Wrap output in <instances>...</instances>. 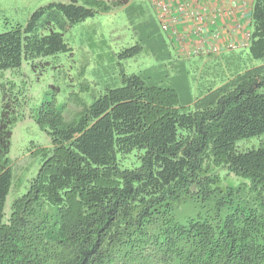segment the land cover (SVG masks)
Masks as SVG:
<instances>
[{
  "label": "trees",
  "instance_id": "obj_1",
  "mask_svg": "<svg viewBox=\"0 0 264 264\" xmlns=\"http://www.w3.org/2000/svg\"><path fill=\"white\" fill-rule=\"evenodd\" d=\"M130 1L38 7L0 32V73L71 52L69 28ZM250 21L240 52L204 63L196 101L138 74L67 109L50 94L34 114L50 145H34L18 179L19 101L0 77V264H264V142H249L264 135V0L252 1ZM223 169L245 181L223 183ZM188 202L206 210L180 221Z\"/></svg>",
  "mask_w": 264,
  "mask_h": 264
},
{
  "label": "rangeland",
  "instance_id": "obj_2",
  "mask_svg": "<svg viewBox=\"0 0 264 264\" xmlns=\"http://www.w3.org/2000/svg\"><path fill=\"white\" fill-rule=\"evenodd\" d=\"M58 1L62 0H0V32L8 31L16 24H26L38 7ZM64 37L73 48L71 52L44 58L43 61H48L45 66L38 61L36 64L24 61L20 69L0 73L2 79L15 83L14 91L19 101V118L14 127L10 152L15 160L13 169L17 179L32 163L34 145H50L49 136L38 126L34 114L52 93H56L57 105L67 104V109L79 98L90 103L108 88L122 86L124 74H138L148 84L176 89L182 102L196 101L208 83L204 78L208 71L204 69V63L212 59L222 60L223 55H207L202 60L198 57L184 58L172 45L149 0H131L113 12H100L69 28ZM183 64L186 65L184 71ZM224 66L214 65L211 70L219 74ZM249 142L258 145L264 142V135ZM227 172L223 169V183L245 181ZM247 183L241 186L244 194L240 195L239 201L249 193L250 185ZM205 210L206 207L200 204L194 206L188 202L178 209V217L185 221L188 216ZM222 213L226 214V211Z\"/></svg>",
  "mask_w": 264,
  "mask_h": 264
},
{
  "label": "built area",
  "instance_id": "obj_3",
  "mask_svg": "<svg viewBox=\"0 0 264 264\" xmlns=\"http://www.w3.org/2000/svg\"><path fill=\"white\" fill-rule=\"evenodd\" d=\"M230 8L226 10L228 17H234L241 6L248 11L252 9V1L227 0ZM156 16L169 34L174 47L184 57L220 54L225 50H234L249 43L252 35L251 26L245 22L234 20L231 26L222 25L223 15L215 8V0H150ZM213 27L212 34L208 28ZM235 33H239L236 38ZM226 34L229 38L226 39ZM244 40H238L239 36Z\"/></svg>",
  "mask_w": 264,
  "mask_h": 264
},
{
  "label": "crops",
  "instance_id": "obj_4",
  "mask_svg": "<svg viewBox=\"0 0 264 264\" xmlns=\"http://www.w3.org/2000/svg\"><path fill=\"white\" fill-rule=\"evenodd\" d=\"M242 3L243 1H253V0H241ZM215 8L217 9L218 12H221L223 15L222 18V25L226 24V27L231 26L234 23V20H241L242 22L248 21V26H251V21H250V12L248 13L247 10H245L242 6L240 8L237 9L236 14L234 15V17H228L226 14V10H228L231 6L230 3L227 0H215ZM129 4V3H128ZM214 30L213 27L208 28V34H212V31ZM230 36L233 34H229ZM229 35L226 34L225 38L228 39ZM236 38L238 37L239 33H235ZM238 40H244L243 35L239 36ZM244 47V46H242ZM224 52H230L229 50L224 51Z\"/></svg>",
  "mask_w": 264,
  "mask_h": 264
},
{
  "label": "clouds",
  "instance_id": "obj_5",
  "mask_svg": "<svg viewBox=\"0 0 264 264\" xmlns=\"http://www.w3.org/2000/svg\"><path fill=\"white\" fill-rule=\"evenodd\" d=\"M149 2H150V0H149ZM151 3V2H150ZM152 5V4H151ZM251 12V11H250ZM157 17V16H156ZM158 19V18H157ZM171 43H172V41H171ZM173 45V44H172ZM174 46V45H173ZM175 48V47H174ZM176 49V48H175ZM237 49H241V47L240 48H237ZM177 50V49H176ZM226 51V50H225ZM228 51V50H227ZM229 51H231V50H229ZM222 53H224V51L222 52ZM221 54V53H220ZM211 55V54H210ZM217 55V54H216ZM201 56H207V55H201Z\"/></svg>",
  "mask_w": 264,
  "mask_h": 264
}]
</instances>
